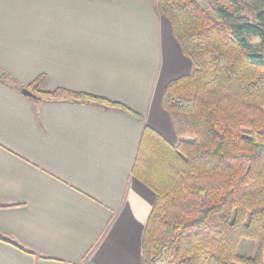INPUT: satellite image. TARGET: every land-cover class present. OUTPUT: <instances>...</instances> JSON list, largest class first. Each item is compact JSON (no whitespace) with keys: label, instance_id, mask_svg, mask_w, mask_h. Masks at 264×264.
<instances>
[{"label":"crops","instance_id":"obj_1","mask_svg":"<svg viewBox=\"0 0 264 264\" xmlns=\"http://www.w3.org/2000/svg\"><path fill=\"white\" fill-rule=\"evenodd\" d=\"M156 6L0 0V235L10 240H0V264H145L157 195L133 166L146 125L179 142L163 96L193 67ZM39 77L43 92L89 93L140 117L63 95L37 100L5 81ZM257 246L246 240L241 254Z\"/></svg>","mask_w":264,"mask_h":264},{"label":"trees","instance_id":"obj_2","mask_svg":"<svg viewBox=\"0 0 264 264\" xmlns=\"http://www.w3.org/2000/svg\"><path fill=\"white\" fill-rule=\"evenodd\" d=\"M156 9L193 67L163 96L179 142L146 125L133 166L157 195L143 262L264 264V8L245 0H157ZM43 82L27 87L43 101L63 95L139 116L89 93L43 92ZM246 240L258 244L253 256L241 254Z\"/></svg>","mask_w":264,"mask_h":264},{"label":"water","instance_id":"obj_3","mask_svg":"<svg viewBox=\"0 0 264 264\" xmlns=\"http://www.w3.org/2000/svg\"><path fill=\"white\" fill-rule=\"evenodd\" d=\"M21 92L25 95V96H28V97H31V98H34V99H37V100H42V97L41 96H38L36 93H34L31 89L27 88V87H23L21 89Z\"/></svg>","mask_w":264,"mask_h":264},{"label":"rangeland","instance_id":"obj_4","mask_svg":"<svg viewBox=\"0 0 264 264\" xmlns=\"http://www.w3.org/2000/svg\"><path fill=\"white\" fill-rule=\"evenodd\" d=\"M247 2H250L253 5H258L260 7L264 8V0H245ZM165 17V16H164ZM166 18V17H165ZM254 243V242H253ZM241 251V250H240Z\"/></svg>","mask_w":264,"mask_h":264}]
</instances>
